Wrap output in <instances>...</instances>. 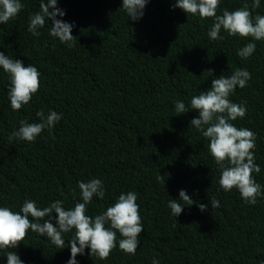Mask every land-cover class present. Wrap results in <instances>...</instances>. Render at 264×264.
I'll use <instances>...</instances> for the list:
<instances>
[{
	"label": "trees",
	"instance_id": "1",
	"mask_svg": "<svg viewBox=\"0 0 264 264\" xmlns=\"http://www.w3.org/2000/svg\"><path fill=\"white\" fill-rule=\"evenodd\" d=\"M173 2L149 0L141 19L127 21L121 0H57L65 11L57 18L74 22L71 48L48 35L47 22L38 37L26 30L39 0H22L16 18L0 24V51L24 66L35 64L41 74L38 92L14 112L7 75L0 71V204L18 210L25 198L40 207L63 199L69 207V189L78 193L76 181L92 176L104 182L105 198H93L91 214L121 191L137 193L143 230L136 254L113 248L100 260L85 249L79 264H150L153 256L160 264L264 260V199L246 205L235 189L218 191L219 170L208 141L189 125L196 111L189 107L177 115L172 107L177 99L188 107L190 97L207 90L215 76L247 68L250 80L229 98L246 104L245 116L233 123L256 133L260 172L254 176L264 186V40L247 59L238 57L236 49L249 38L225 33L224 39L209 41L212 18L186 15L170 8ZM241 3L223 0L217 14ZM255 12L264 14V0ZM49 108L63 113L50 131L33 142L9 140L18 120L34 122L37 110ZM181 188L194 204L176 218L166 202ZM210 197L220 205L200 212L195 203ZM16 251L25 264H64L69 255L67 247L57 250L35 232H27Z\"/></svg>",
	"mask_w": 264,
	"mask_h": 264
},
{
	"label": "clouds",
	"instance_id": "2",
	"mask_svg": "<svg viewBox=\"0 0 264 264\" xmlns=\"http://www.w3.org/2000/svg\"><path fill=\"white\" fill-rule=\"evenodd\" d=\"M222 2L174 0L169 7L201 19L212 18L206 32L209 41L222 40L225 33L228 37L249 38L236 49L238 57L247 59L255 52L256 42L264 40V14L255 12L260 0H251L250 5L248 0H242L241 6L232 10L221 8L217 14V7ZM148 3L149 0H121L119 9L127 16V21H138ZM23 8L22 0H0V24L15 19ZM64 15L65 11L57 6V0H39L38 10L28 16L26 30L38 37L47 22L50 25L48 35L71 48L74 22L57 18ZM0 71L7 75V99L15 112L27 105L38 92L41 74L35 64L24 66L20 59L3 51H0ZM207 71L212 74L211 69ZM215 77L207 90H200L198 95L190 97L188 107L182 99L175 100L172 107L177 115L187 113L189 107L196 111L197 115L190 119L189 125L208 141V154L219 170L218 191L227 193L235 189L244 204L255 205L258 198L264 199V186L254 176L260 172L259 164L255 163L256 133L233 123L245 116L247 108L244 101L234 102L229 98L236 88L246 86L250 73L247 68L239 67L229 75L221 73ZM35 116L38 119L34 122L18 120L19 126L13 128L9 140L33 142L42 131H50L63 113L49 108L47 111L37 110ZM76 189L78 193L69 189L73 194V203L69 207H65L63 199H54L40 207L36 200L25 198L18 210L0 204V260L3 264H25L16 249L27 232L46 238L57 250L67 247L69 255L64 264H79L77 256L85 255V249L90 257L94 255L100 260L106 259L113 248L130 256L136 254L143 230L137 193L134 190L121 191L102 211L91 214L88 206L93 198H105L104 182L92 176L77 180ZM193 201L186 189L181 188L176 198L167 200L166 207L170 215L177 218L182 210L194 204ZM195 204L200 212H205L217 208L220 201L210 197L207 203L197 201ZM65 234H69L67 240ZM150 264L160 262L153 256ZM260 264H264V260Z\"/></svg>",
	"mask_w": 264,
	"mask_h": 264
}]
</instances>
